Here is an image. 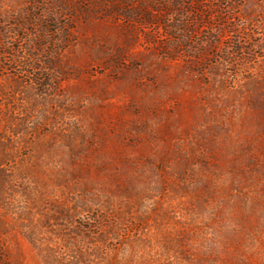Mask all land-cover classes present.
Instances as JSON below:
<instances>
[{
	"label": "rangeland",
	"instance_id": "obj_1",
	"mask_svg": "<svg viewBox=\"0 0 264 264\" xmlns=\"http://www.w3.org/2000/svg\"><path fill=\"white\" fill-rule=\"evenodd\" d=\"M165 1L0 76V264H264V0Z\"/></svg>",
	"mask_w": 264,
	"mask_h": 264
},
{
	"label": "trees",
	"instance_id": "obj_2",
	"mask_svg": "<svg viewBox=\"0 0 264 264\" xmlns=\"http://www.w3.org/2000/svg\"><path fill=\"white\" fill-rule=\"evenodd\" d=\"M24 3L30 5L29 12L9 15L5 22L0 19V76L5 74L6 67H11L15 72L14 77L19 79L16 83L28 84L30 81L31 86L36 84L44 89L49 84H44L43 75L35 76L31 72L38 70L41 73L44 70L41 65H36L38 62L47 66L50 64L48 69L52 68L53 62L50 61L49 53L51 47L55 45L47 46V39L51 35L49 30L54 23L56 27L59 26L57 23L61 24L60 18H65L66 21L74 18L86 22L89 21L87 18L91 13L108 16L114 13L120 14L125 8H133V0H24ZM176 3L179 4V0H176ZM138 7L141 9L140 4ZM38 10L40 13H37ZM171 10L174 8L166 10L164 15L169 14ZM6 23L11 25L9 30ZM53 33L55 34V31ZM20 34L27 36L30 41L24 45H16L17 41L21 40ZM54 43L57 44L55 41ZM59 43L62 45L60 41ZM58 50L56 48L52 54H56ZM17 92L24 95L27 93L20 89ZM5 96L7 95L3 96L0 91V103ZM12 132L19 133L17 130Z\"/></svg>",
	"mask_w": 264,
	"mask_h": 264
}]
</instances>
